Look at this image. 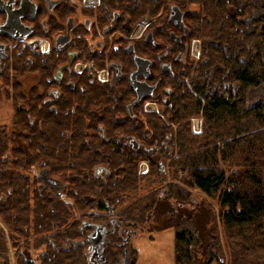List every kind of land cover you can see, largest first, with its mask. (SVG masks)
I'll return each mask as SVG.
<instances>
[{"label":"trees","instance_id":"1","mask_svg":"<svg viewBox=\"0 0 264 264\" xmlns=\"http://www.w3.org/2000/svg\"><path fill=\"white\" fill-rule=\"evenodd\" d=\"M251 1L198 4L191 29L201 42L199 58L146 98L159 113L144 111L143 102L128 113L126 75L116 82L119 100L109 84L81 91L84 74L86 81L65 78L77 85H62L58 100L44 105L68 50L52 46L41 56L12 47L11 62L0 67V104L11 99L12 109L10 128L0 126V264H12L9 247L13 264H90L88 224L110 216L138 232L172 227L173 264H264V102L246 99L248 90L264 86V61L253 44L255 37L264 44V0L250 34L243 20L252 16ZM126 13L134 22L146 11ZM0 42L6 43L1 35ZM26 76L35 78L27 89L20 81ZM194 117L202 118L199 132L192 130ZM165 160L172 181L158 187L166 181ZM142 161L148 169L139 174ZM98 166L105 168L101 175ZM32 167L58 185L42 183ZM190 188L215 201L218 215L192 199ZM131 251L129 264H136Z\"/></svg>","mask_w":264,"mask_h":264},{"label":"flooded vegetation","instance_id":"2","mask_svg":"<svg viewBox=\"0 0 264 264\" xmlns=\"http://www.w3.org/2000/svg\"><path fill=\"white\" fill-rule=\"evenodd\" d=\"M22 0H1L0 24L7 21L8 14L20 6ZM34 4L33 15H23L20 22L31 27L32 34L26 38L21 36H10L0 32L5 42H0V67L6 60L11 62L12 47L21 44L29 46L36 54L47 55L51 47L56 49H66L68 60L66 63L55 68L52 80L55 82L50 89L49 95L43 99L44 105L58 100L61 94L62 85L74 88L71 77L87 74L88 83H80L78 88L84 91L87 85L109 84L116 92L119 100L121 94L116 89V82L122 80L126 75L132 99L127 103H132L137 98L135 89L131 86L130 74L136 70L134 56L144 58L150 62L148 76L137 75V82H144L152 88L149 95L141 97L132 108L143 102V110L146 112H158L156 101L146 100L154 97L157 90L168 77L175 76L179 69L189 64L191 59L197 61L199 58L193 56V43L198 40L192 38V19L203 0H29ZM198 1V2H197ZM254 10L261 11L262 0L251 1ZM158 5V12L152 14V5ZM144 10L145 14L133 22V18L126 12L128 10ZM253 10V11H254ZM31 13V12H30ZM29 13V14H30ZM137 15V13H136ZM10 18V16H9ZM248 19H244L245 22ZM46 33L47 36L39 34ZM67 37V40L60 46H56L58 38ZM14 41V42H12ZM12 42V43H11ZM30 43H35L34 48ZM201 49V42L199 40ZM69 48V49H67ZM131 48V50H130ZM88 52L96 57L79 58V54ZM125 53L126 60H121L120 53ZM113 54L118 60L111 59ZM129 57H127L126 56ZM200 54V52H199ZM96 60H99L101 67H98ZM126 63L129 67L126 68ZM80 69V70H79ZM99 73L104 78L99 77ZM193 73L189 74L191 78ZM85 78V76H83ZM23 77L20 81L24 87ZM188 82V78L184 79ZM86 81V78H85ZM62 82H65L63 84ZM170 93L169 87L166 90ZM117 100V101H118ZM53 107V106H51ZM128 111V109H127ZM129 113V111H128ZM130 114V113H129ZM132 115V109L131 114ZM130 137H121L119 141H126L133 147ZM136 142L135 140H133ZM138 144L133 148H137ZM105 171L104 167L95 168L96 175H101ZM37 177L46 185L56 186L57 181L53 177L47 176V172L37 170ZM101 223V222H100ZM95 221L89 222L91 228ZM103 242L99 246L98 256H104L103 264H122L123 256L128 242L134 235V230L127 224L112 216L105 222ZM89 231V232H90ZM87 237V236H86ZM87 242V241H86ZM87 242V257L90 256V247ZM115 249H122V256ZM94 262L100 264L102 259L94 257ZM128 264V263H127Z\"/></svg>","mask_w":264,"mask_h":264},{"label":"rangeland","instance_id":"3","mask_svg":"<svg viewBox=\"0 0 264 264\" xmlns=\"http://www.w3.org/2000/svg\"><path fill=\"white\" fill-rule=\"evenodd\" d=\"M260 2L261 0H256ZM261 15V11L256 9L252 12V16L249 20L246 21V30L248 33L253 32V25L257 19H259ZM255 36V35H254ZM253 44L261 54L262 60L264 61V44L259 43L257 41V37L253 39ZM193 50V49H192ZM195 58H198V54H193ZM25 88L27 89L29 86L35 83V78L33 76H26L24 79ZM247 103L248 105H253L258 101L264 102V86L251 89L247 91ZM11 118H12V109H11V99L6 101V103L0 104V126H10L11 125ZM198 117L192 118L195 119ZM191 123L195 126L194 120L192 121L191 118L189 119ZM10 128V127H9ZM196 128V127H195ZM13 128L10 129L12 131ZM146 162V161H144ZM147 163V162H146ZM168 161L165 160L164 167L165 171H163L164 177L166 179L165 183L159 185L158 187H162L164 184L171 182V177L169 175L168 169ZM148 166V163H147ZM231 172L227 175L229 176ZM164 179V178H163ZM178 183V181H176ZM190 194L192 195V199H196L197 201L203 200L209 205L215 214L218 215V207L215 201L208 199L200 192L195 189H188ZM91 213H96L94 210H91ZM102 214V213H100ZM81 216L78 213V217ZM112 217V216H110ZM159 223V220L154 219L153 224ZM160 224V223H159ZM218 230L220 231V227L218 225ZM132 236L130 242H128V251H129V259L131 258L132 251L131 249L137 250V260L136 264H173V238H174V231L172 227H164L159 228V225L154 226L153 228L144 229ZM120 256H122V249H115ZM15 249L9 247V256L11 258V263L13 264V254Z\"/></svg>","mask_w":264,"mask_h":264},{"label":"water","instance_id":"4","mask_svg":"<svg viewBox=\"0 0 264 264\" xmlns=\"http://www.w3.org/2000/svg\"><path fill=\"white\" fill-rule=\"evenodd\" d=\"M0 9H2V6H0ZM34 10L35 8L32 2H30L29 0H22L20 2V6L16 10H13L10 13V15L8 14L7 21H5V23L3 24H0V32L4 34H8L10 36H21L24 38L30 36L32 34L31 27L23 25L20 22V18L23 15L32 16ZM66 40L67 37L64 38L59 37L56 40V46H60ZM34 44L35 43H32L31 47H33ZM2 48H3L2 45H0V50ZM134 62L136 64V70L130 74V82H131V86L135 89L137 93V98L127 106V109L130 114L133 104L137 103L141 97L145 95H149L152 91V88L148 87L144 82L136 81L137 75L148 76L149 74L148 67L150 62L138 56H134ZM132 145L133 147L136 145V142H134L133 140H132ZM105 228L106 226L104 224H96L93 226V230L87 235L86 240L90 245V256L88 257V260L91 264H96V262H94L93 260L94 257H100L102 259V262H100V264H103L104 256H98L100 253V250L98 249L101 243L103 242ZM127 257H128V250L125 249L122 264H127L128 262Z\"/></svg>","mask_w":264,"mask_h":264},{"label":"built area","instance_id":"5","mask_svg":"<svg viewBox=\"0 0 264 264\" xmlns=\"http://www.w3.org/2000/svg\"><path fill=\"white\" fill-rule=\"evenodd\" d=\"M192 46H193V54H197L198 53V44L196 42H194ZM99 77L103 79L104 78V75L101 74V73H99ZM194 123H195V127H197V129H198V127H199V120L198 119L194 120Z\"/></svg>","mask_w":264,"mask_h":264},{"label":"bare ground","instance_id":"6","mask_svg":"<svg viewBox=\"0 0 264 264\" xmlns=\"http://www.w3.org/2000/svg\"><path fill=\"white\" fill-rule=\"evenodd\" d=\"M193 51V50H192Z\"/></svg>","mask_w":264,"mask_h":264}]
</instances>
